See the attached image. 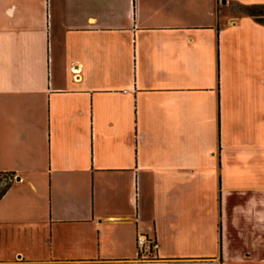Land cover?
Listing matches in <instances>:
<instances>
[{
	"label": "crops",
	"instance_id": "crops-1",
	"mask_svg": "<svg viewBox=\"0 0 264 264\" xmlns=\"http://www.w3.org/2000/svg\"><path fill=\"white\" fill-rule=\"evenodd\" d=\"M226 1L0 0V264H264V24L225 16L264 0Z\"/></svg>",
	"mask_w": 264,
	"mask_h": 264
},
{
	"label": "rangeland",
	"instance_id": "rangeland-1",
	"mask_svg": "<svg viewBox=\"0 0 264 264\" xmlns=\"http://www.w3.org/2000/svg\"><path fill=\"white\" fill-rule=\"evenodd\" d=\"M223 3L227 2L226 0H222ZM244 15L242 8L240 7V5L238 4H234L232 3L230 8H227L225 10V16H231V17H239ZM10 179L12 180L13 177L12 176H0V190L5 186V184H7ZM264 223H260L258 222L257 227H262ZM247 238V239H251L252 244H256L255 247L251 246V252L254 255L255 259H261L264 258V237L261 236H256V237H241L240 239V243L241 245H243V240ZM246 250L244 252H247V248H245ZM6 256V255H4Z\"/></svg>",
	"mask_w": 264,
	"mask_h": 264
},
{
	"label": "built area",
	"instance_id": "built-area-1",
	"mask_svg": "<svg viewBox=\"0 0 264 264\" xmlns=\"http://www.w3.org/2000/svg\"><path fill=\"white\" fill-rule=\"evenodd\" d=\"M136 248L138 258L142 260H152L156 258L158 244L154 239H150L140 233L136 236Z\"/></svg>",
	"mask_w": 264,
	"mask_h": 264
},
{
	"label": "trees",
	"instance_id": "trees-1",
	"mask_svg": "<svg viewBox=\"0 0 264 264\" xmlns=\"http://www.w3.org/2000/svg\"><path fill=\"white\" fill-rule=\"evenodd\" d=\"M244 15L253 18L256 22L264 24V5L253 4V5H240ZM0 176H13L12 173H0ZM8 183L0 190V196H2L8 188Z\"/></svg>",
	"mask_w": 264,
	"mask_h": 264
}]
</instances>
